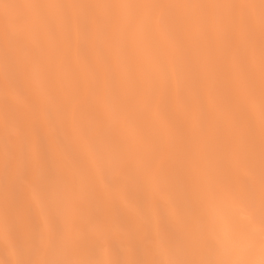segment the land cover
I'll use <instances>...</instances> for the list:
<instances>
[{
	"label": "snow or ice",
	"instance_id": "6c2138e0",
	"mask_svg": "<svg viewBox=\"0 0 264 264\" xmlns=\"http://www.w3.org/2000/svg\"><path fill=\"white\" fill-rule=\"evenodd\" d=\"M0 10V264H264V0ZM73 29L117 62L146 46L159 78L74 72Z\"/></svg>",
	"mask_w": 264,
	"mask_h": 264
},
{
	"label": "bare ground",
	"instance_id": "6f19581e",
	"mask_svg": "<svg viewBox=\"0 0 264 264\" xmlns=\"http://www.w3.org/2000/svg\"><path fill=\"white\" fill-rule=\"evenodd\" d=\"M35 0H0V3H30ZM43 2H58V0H43ZM67 2H80V3H135L139 0H67ZM165 2L174 3H224L227 0H165ZM258 2V0H257ZM103 11V10H97ZM2 15V10H0ZM10 15L15 16V12H11ZM215 39L214 32H210L208 41H205V45ZM258 39V35H257ZM57 44L61 51V58L67 56L71 61V67L74 72H81L85 65L95 66L98 72L103 75L104 60L106 58H112L113 62L110 67V75L117 81L121 82L126 79L129 67L135 69L138 80L143 82L146 74H150L152 79L159 78V72L157 71L156 64L153 59V55L149 48L146 46H140L135 43H130L129 46V58L127 61L117 62L115 57L117 50L110 41L97 43L94 38L87 40L83 39L78 31L73 29L71 36L65 41L62 34L57 36ZM46 46V45H45ZM187 46L185 53H187ZM162 61L168 63V56L165 50L164 55L161 57ZM169 72L166 76L167 88L171 94H175L177 90L184 96L185 99L190 100L192 96V89L186 79L181 76L179 80L177 75L171 71V64H169ZM4 138L5 133L2 126H0V212L3 210L4 200ZM254 156L257 167L259 166V136L258 133L255 138ZM0 256V259H3ZM241 259H256L259 260V252L254 257H248L247 255H241Z\"/></svg>",
	"mask_w": 264,
	"mask_h": 264
}]
</instances>
